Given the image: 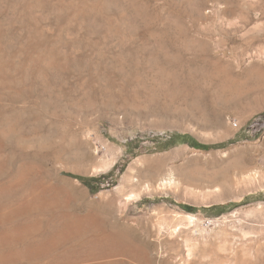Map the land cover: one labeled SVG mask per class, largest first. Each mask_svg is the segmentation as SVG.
I'll return each instance as SVG.
<instances>
[{
  "label": "rangeland",
  "instance_id": "rangeland-1",
  "mask_svg": "<svg viewBox=\"0 0 264 264\" xmlns=\"http://www.w3.org/2000/svg\"><path fill=\"white\" fill-rule=\"evenodd\" d=\"M0 264H264V0H0Z\"/></svg>",
  "mask_w": 264,
  "mask_h": 264
},
{
  "label": "trees",
  "instance_id": "trees-1",
  "mask_svg": "<svg viewBox=\"0 0 264 264\" xmlns=\"http://www.w3.org/2000/svg\"><path fill=\"white\" fill-rule=\"evenodd\" d=\"M150 144V148H153L155 151H164L166 149H169L171 147H174L176 145L180 144H188L191 147L198 149V150H210L212 148H221L225 145L231 144V142L225 143L223 145H217V146H207L196 143L193 139H191L187 135H180L178 133H170V134H163L157 137H152L148 139ZM116 167V166H115ZM114 167V169H115ZM92 181V180H91ZM95 180H93L94 182Z\"/></svg>",
  "mask_w": 264,
  "mask_h": 264
},
{
  "label": "built area",
  "instance_id": "built-area-1",
  "mask_svg": "<svg viewBox=\"0 0 264 264\" xmlns=\"http://www.w3.org/2000/svg\"><path fill=\"white\" fill-rule=\"evenodd\" d=\"M235 124V123H234Z\"/></svg>",
  "mask_w": 264,
  "mask_h": 264
}]
</instances>
